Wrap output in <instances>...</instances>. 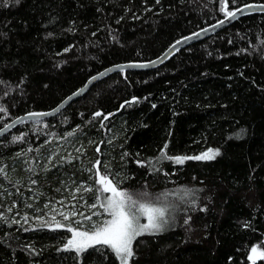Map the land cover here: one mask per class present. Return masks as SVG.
<instances>
[{
  "label": "trees",
  "instance_id": "obj_1",
  "mask_svg": "<svg viewBox=\"0 0 264 264\" xmlns=\"http://www.w3.org/2000/svg\"><path fill=\"white\" fill-rule=\"evenodd\" d=\"M247 3L264 0H0V128ZM209 149L213 159L189 158ZM102 176L167 209L129 264H253L251 249L264 251V14L0 136V264H119L109 245L66 246L69 227L110 218Z\"/></svg>",
  "mask_w": 264,
  "mask_h": 264
},
{
  "label": "snow or ice",
  "instance_id": "obj_2",
  "mask_svg": "<svg viewBox=\"0 0 264 264\" xmlns=\"http://www.w3.org/2000/svg\"><path fill=\"white\" fill-rule=\"evenodd\" d=\"M222 10H224L223 7ZM233 15V12H227V16ZM177 43L179 44L180 41H177ZM30 115L44 114L32 113ZM96 115L99 116L100 113H96ZM69 134L71 135V133ZM217 154V152L209 149L200 156L189 158L213 159ZM184 159L181 157L175 158L177 163H183ZM97 183L100 185L98 191L111 193L99 205L110 218L84 232L69 227L68 230L73 233V238L68 240L66 246L76 247L79 251L88 243L106 244L112 247L117 257L121 260V264H127L128 258L133 255L132 241L145 232L161 230L166 223L165 215L167 209L146 200L147 192L130 193L118 190L117 187L113 186V181L108 179L107 176L100 177ZM97 199L99 200V197ZM92 207H96V205H92ZM141 216L147 220V223H141ZM64 219H68V216H64ZM52 220L55 221V216L52 217ZM56 226L62 225L57 222ZM251 252L264 258V251L257 253V248L253 247ZM249 259L253 260V264H255L254 256L250 255Z\"/></svg>",
  "mask_w": 264,
  "mask_h": 264
},
{
  "label": "water",
  "instance_id": "obj_3",
  "mask_svg": "<svg viewBox=\"0 0 264 264\" xmlns=\"http://www.w3.org/2000/svg\"><path fill=\"white\" fill-rule=\"evenodd\" d=\"M234 13L233 16H225L221 20L206 26L202 29H199L198 31H195L191 34H188L184 37L179 38L174 43H172L169 47H167L159 56L144 62H130V63H119L116 65H112L101 72H99L96 75L91 76L86 83L74 91L73 93L69 94L67 97H65L60 103H58L54 108L46 110V111H36V112H29L24 113L14 119H12L10 122L5 124L3 127L0 128V136L5 135L9 133L11 130H13L16 126L21 124L24 121L27 120H42L48 117H51L58 112H60L63 108H65L68 104H70L73 100L77 99L78 97L82 96L89 88L90 86L105 78L106 76L120 71H127V70H139V71H145V70H151L155 69L164 63H166L170 58L176 55V53L186 48L187 46L199 42L201 40H204L213 34L221 31L222 29L230 26L232 23L237 21L238 19L249 16L253 14H264V3H247L244 4L232 11ZM223 22V23H221ZM198 34V35H196ZM177 41H180L178 44ZM95 78V79H93ZM32 113L37 114H44V115H30Z\"/></svg>",
  "mask_w": 264,
  "mask_h": 264
},
{
  "label": "rangeland",
  "instance_id": "obj_4",
  "mask_svg": "<svg viewBox=\"0 0 264 264\" xmlns=\"http://www.w3.org/2000/svg\"><path fill=\"white\" fill-rule=\"evenodd\" d=\"M208 150H206L205 152H207ZM213 151H215V152H217L216 150H213ZM205 152H203V153H205ZM202 154V153H201ZM201 154H199V155H196V156H200ZM195 156V157H196ZM216 156V155H215ZM202 160H208V159H202ZM108 194H111V193H108ZM157 206H159L158 204H156ZM141 223H147V220L143 217V216H141ZM154 232H157V231H151V232H145V233H143V234H149V233H154ZM142 235V234H141ZM134 241V240H133ZM133 241H132V244H133ZM92 244H94V243H88V244H86L82 249H85V248H87L88 246H90V245H92ZM132 244H131V248H132ZM73 248V247H72ZM112 248V247H111ZM74 249H76L77 250V248L75 247ZM81 249V250H82ZM114 251V250H113ZM260 251H258L257 250V253H259ZM250 255L251 256H254V258H258V257H260L258 254H253L252 252L250 253ZM129 259H130V257L128 258V261H127V264H129ZM119 264H121V260L119 259Z\"/></svg>",
  "mask_w": 264,
  "mask_h": 264
}]
</instances>
